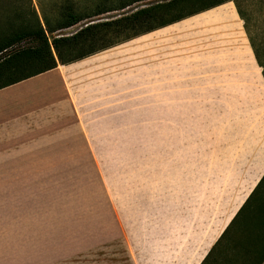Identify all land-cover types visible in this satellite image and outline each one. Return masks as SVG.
Returning a JSON list of instances; mask_svg holds the SVG:
<instances>
[{"label":"crops","instance_id":"1","mask_svg":"<svg viewBox=\"0 0 264 264\" xmlns=\"http://www.w3.org/2000/svg\"><path fill=\"white\" fill-rule=\"evenodd\" d=\"M180 21L0 88V189L82 181L104 210L99 232L114 220L123 238L141 206L187 204L189 181L198 194L203 139H227V160L210 162L232 188L226 209L175 263L200 264L264 175V76L240 19L237 41L221 23L204 53L147 36Z\"/></svg>","mask_w":264,"mask_h":264},{"label":"rangeland","instance_id":"2","mask_svg":"<svg viewBox=\"0 0 264 264\" xmlns=\"http://www.w3.org/2000/svg\"><path fill=\"white\" fill-rule=\"evenodd\" d=\"M5 1L0 0V4H5ZM12 1L15 8L30 12L34 6L43 22L41 8L54 19L63 0ZM64 1L65 4L72 2L77 9L89 13L100 6L113 5L117 0ZM244 4L247 6V2ZM5 11L4 6H1L0 16L3 15V18L7 17L8 12ZM122 11L106 12L92 19H107ZM212 11L189 16L163 31L147 36L165 39L168 46L173 49L179 47L183 53L208 52L213 49L212 41L215 40L210 35ZM82 22L55 33L74 31ZM31 42L29 38L23 39L8 50L24 47ZM227 153V139H203V188L199 187L196 194L189 181L187 204L165 203L156 208L153 205L141 206L139 213L141 216L148 213L146 220L140 218L133 222V234L126 231L128 236L123 238L117 233L114 220L105 222L102 228L106 231L99 232L98 219L104 210L98 199L93 198V188L84 192L86 187L82 181L76 180L69 185L66 180L61 181L56 188L0 189V264L178 263V252L193 249L195 240L199 238L200 241V235L196 237L195 233L202 232L201 237L205 239L217 219L223 216L225 202L232 188H228L229 181L225 180V173L213 171L210 162L222 165L227 160ZM107 207L108 212L113 213L115 206ZM84 216H88L86 220ZM83 226L91 229V243L97 244L92 249H84L86 233L77 230ZM186 232L185 249L184 236L181 245H174L179 235Z\"/></svg>","mask_w":264,"mask_h":264},{"label":"trees","instance_id":"3","mask_svg":"<svg viewBox=\"0 0 264 264\" xmlns=\"http://www.w3.org/2000/svg\"><path fill=\"white\" fill-rule=\"evenodd\" d=\"M228 1H233L235 6ZM64 2L61 1L54 19L42 7L43 22L34 6L30 12L15 8L12 0L0 4L8 12L6 18L0 16V88L213 7L209 22L213 25L210 35L215 43L219 42L221 23L227 25L231 38L237 41L238 12L264 76V0H117L113 5L100 6L89 13L77 9L72 2ZM114 10L124 11L107 19H92ZM87 18L91 19L82 22ZM80 22L74 31L55 33ZM28 38L31 44L8 50ZM263 263L264 175L200 264Z\"/></svg>","mask_w":264,"mask_h":264}]
</instances>
